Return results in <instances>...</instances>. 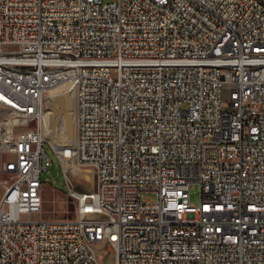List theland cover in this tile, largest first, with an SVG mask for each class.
<instances>
[{"label": "built area", "instance_id": "1", "mask_svg": "<svg viewBox=\"0 0 264 264\" xmlns=\"http://www.w3.org/2000/svg\"><path fill=\"white\" fill-rule=\"evenodd\" d=\"M64 81L96 187L38 219ZM0 173V264H264V2L0 0Z\"/></svg>", "mask_w": 264, "mask_h": 264}, {"label": "rangeland", "instance_id": "2", "mask_svg": "<svg viewBox=\"0 0 264 264\" xmlns=\"http://www.w3.org/2000/svg\"><path fill=\"white\" fill-rule=\"evenodd\" d=\"M112 1V0H106ZM264 2V0H262ZM61 84V83H60ZM59 84V85H60ZM55 86L57 92L62 91L65 88V97L68 101V107L63 109V119L61 121V133L63 135L69 134L70 129V119L72 117V110L74 109L72 103V96L70 91L68 90V82L64 81L61 86ZM63 86V87H62ZM70 93V94H68ZM230 91L228 88L224 90V97L229 98ZM44 110H49V104L44 102ZM75 110V109H74ZM74 125H75V114H74ZM34 127H37V123L33 124ZM45 139V138H44ZM45 149L49 154L52 164L48 170L44 171L42 174V181L44 182L43 188V210L39 214L36 215L38 219H49V220H73L77 217L79 202L76 196L72 195V193L68 189L67 181L64 176V164L61 160L62 155H70L75 149L74 145L70 142H59L58 149L56 151L50 146L54 147L53 143L50 140L45 139ZM80 168H90L86 166L78 165ZM66 171V170H65ZM68 173V172H67ZM69 174V173H68ZM70 178V174L68 175ZM3 177V174L0 173V179ZM71 179V178H70ZM73 182H75L76 191L84 192L85 182H80V179L76 177ZM3 188L0 186V200L3 195ZM143 199H156V196L151 193H145L142 195ZM191 202L198 205L199 204V188L194 187L191 191ZM101 260L106 263L105 256H101Z\"/></svg>", "mask_w": 264, "mask_h": 264}, {"label": "bare ground", "instance_id": "3", "mask_svg": "<svg viewBox=\"0 0 264 264\" xmlns=\"http://www.w3.org/2000/svg\"><path fill=\"white\" fill-rule=\"evenodd\" d=\"M63 83V82H62ZM62 83L59 85L61 86ZM63 87V86H62ZM68 90L72 96L73 109L72 117L70 119L69 134L63 135L61 133V121L63 119V109L68 107V101L65 97V88L62 91L57 92L55 88H49L45 95V103L49 104V110H44L41 127L43 138L50 140L53 143L54 148L58 149L59 142H70L74 145L75 151L70 155H62L61 160L64 164L66 172L70 174V178L74 180L76 177L80 179V182H85L84 192L74 191V194H86L91 195L95 191V175L92 168H80L76 163V137H77V123H76V93L73 90V86L68 82ZM68 93V94H70ZM74 114H75V125H74ZM52 145V144H51ZM57 152V151H56ZM58 154V153H57ZM68 174V175H69ZM75 184V182H74ZM76 185V184H75ZM77 187V186H76Z\"/></svg>", "mask_w": 264, "mask_h": 264}]
</instances>
